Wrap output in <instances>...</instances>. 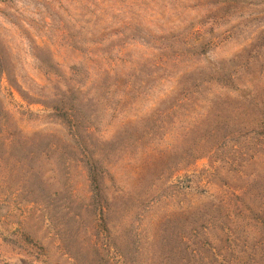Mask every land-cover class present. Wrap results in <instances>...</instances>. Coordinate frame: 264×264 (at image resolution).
Instances as JSON below:
<instances>
[{"label":"rangeland","instance_id":"obj_1","mask_svg":"<svg viewBox=\"0 0 264 264\" xmlns=\"http://www.w3.org/2000/svg\"><path fill=\"white\" fill-rule=\"evenodd\" d=\"M0 264H264V0H0Z\"/></svg>","mask_w":264,"mask_h":264}]
</instances>
